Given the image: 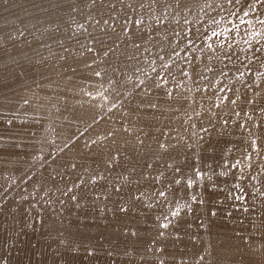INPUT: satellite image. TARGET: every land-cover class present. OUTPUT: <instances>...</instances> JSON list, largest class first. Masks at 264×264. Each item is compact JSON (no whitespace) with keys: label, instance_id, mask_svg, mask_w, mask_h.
Returning <instances> with one entry per match:
<instances>
[{"label":"rangeland","instance_id":"1","mask_svg":"<svg viewBox=\"0 0 264 264\" xmlns=\"http://www.w3.org/2000/svg\"><path fill=\"white\" fill-rule=\"evenodd\" d=\"M250 5L251 7H249ZM262 22H264V3L260 0H240L239 3L232 0L230 4L226 0H0V84H3L0 87V136L10 135L11 131L16 128L15 120L24 122L23 126H27V130L23 129L26 132L36 130L37 126L38 129L54 128L56 118H47L48 120L42 123L35 120L43 112H49L58 102L67 101L69 99L68 86L76 82L82 83V93L78 94L74 103L77 105H71L70 111L74 112L73 115L80 117L86 113L92 115L91 118L88 117L86 126L76 134V137L62 144L53 142L42 146L36 144L32 147V145L29 146L31 142H28V147H31V150L19 153L20 156L17 158V166L20 163L22 166L10 165L12 169L7 167L8 169H2L3 172L0 171L2 177H0V264H24V261L28 259L33 260L31 264H72L71 262L81 257L79 248L86 246L96 249L97 243L104 240L105 237H108L107 239L112 244L115 241L114 244L117 247L123 248L131 242L129 240L131 227H124V223H131L134 220L129 216L130 211L144 207L148 200L153 202V206L140 215L142 223L148 226H143L141 222L137 223L142 243L150 238H156L164 229H166L168 237H174L180 226L182 209L189 207L191 210L195 209V213L198 215L196 220L189 221L188 225L194 226L193 228L200 226V229L203 228L202 231L207 235L211 233V228L205 224L206 220H204L207 215L208 217L210 215L206 213L205 216V211H200L197 205V202L201 200L200 193L203 195L205 192L209 194L216 191L211 193L215 197L212 202L215 201L223 211V215L219 219L220 223H218L219 228L228 222L229 207L232 205V202L226 203L225 194L236 196L235 206H242L240 218L248 220L251 216L247 209L248 198H252V193L264 191V23ZM213 31L219 35L212 37ZM257 49L260 50L257 51ZM69 64H73L75 68L71 73H67ZM61 72L67 73L66 77L62 79L65 74L61 75L58 80L53 81L51 87L49 85L51 79L48 78ZM96 73L100 75H96ZM8 76L13 79L6 78ZM25 83L38 84L42 88V92L37 94L35 100L33 95L26 96V93L30 91L31 94L37 93L34 87L30 89L28 86L25 93L23 91H19V94L14 92L15 89L22 88ZM85 84L87 85L85 86ZM169 93L171 94L169 95ZM101 97H105V99H103L102 105H98ZM51 106L53 107L51 108ZM163 111L167 113L163 121L160 122L161 124L155 123L147 131L148 141L155 153L150 156L144 154V157H147L146 162L142 160V153L129 163L130 173L124 176L123 196L118 202L113 203L111 191H108L107 187L100 191H90V193L84 194L80 193L78 186L75 187L74 193L79 192L80 196L78 198L74 196L72 207L78 209L82 218H86L87 214H92L95 223L90 226V229L94 228L91 235H89L90 231L87 225L80 227L78 236L71 245L74 255L65 262V252L62 249H65L68 243L63 242L59 236L47 240L44 238L45 235L38 233L40 230L47 229L49 224L41 213V207L45 203V201L41 203L45 199L44 195L42 198L33 196L32 201H35L25 204L22 202L23 198L19 197L21 192L27 189L36 176L49 164L59 169V173L52 179L56 183L50 192V195L55 194L56 199H63L68 193L66 191L72 190L70 183L73 178H77L81 182L89 180L94 172L105 167L112 169L116 174L121 168V165L116 163V159L121 156L118 153L112 160L109 159L107 163L95 167L88 174H83L85 170L83 164L86 162L79 160H88L95 156L100 145L106 140H111L110 145L114 143V146H117L119 145V142H116L117 139L119 141V138L129 136L131 138L130 146H138V142L142 140L141 134L137 123L127 122L130 115L136 112L153 115ZM106 115L108 117L111 115L109 118H113V122H109ZM4 128L5 130H3ZM91 128L101 129L100 133L104 136L97 138L98 141H93V148L89 150L92 151L90 154L87 153L84 146L70 157L61 156V154L71 151L80 140L84 139L83 137L92 130ZM106 135L107 138L109 135L108 139ZM17 141H21V138ZM253 141H255L254 147ZM208 149L210 150L207 152L214 153L216 156L212 160L205 158L200 161ZM42 150H44L45 156L41 158V161L36 162L37 165L34 163L31 165L30 157L27 158L30 155L29 152L35 154ZM132 150L135 151L133 148H126L127 152ZM160 150L172 155L179 153L181 161L183 160L182 162L192 171L191 176L190 174L178 176L175 172L180 167L179 162L168 164L166 169L174 174V177L165 183L172 182L173 185L178 184L186 188L189 186L188 181L192 180L191 185L194 181L200 182L201 175L205 172L221 173V176L219 179L213 177L209 182L199 184L198 192L185 191L186 193L175 194L171 188L164 189L168 206L164 204L166 200L162 202L164 196L160 197L158 187L164 170L142 180L140 187L144 189L143 193L136 194V189L128 184L133 183L140 167H143L142 169L145 171L151 164L158 162L156 154ZM136 151L139 152V148ZM233 164H236V167H231ZM115 174H106L105 182L113 181ZM10 177L11 182H9ZM177 181L180 182L177 183ZM147 189L149 190L147 191ZM129 194L133 199L128 197ZM148 195L150 196L148 197ZM96 198H98L97 201ZM20 201L24 206L21 205V209L13 213V216L6 215L14 202L16 204ZM107 207L116 211L111 218L104 219V222H98L100 219L106 218L104 211ZM89 208L91 210H88ZM52 210V213L55 214L53 220L59 224L64 210L60 207H55ZM172 210L180 215L177 214L175 215L177 218H173L169 212ZM10 216L23 221L19 222L16 218H14V222L13 218L6 219ZM23 217L25 218L23 219ZM30 218L32 223L22 227V224ZM33 220L36 223H41L36 224ZM12 222L14 224L11 225ZM113 222L116 224L114 225ZM165 224L167 226L163 227L162 225ZM14 225L15 227H13ZM52 226L53 224H51ZM51 227L49 224L48 228ZM76 228V220H73L66 228L67 230L65 229V235H71L73 229ZM129 228L130 231H128ZM34 232L36 234H33ZM236 232L237 230L234 233L238 236L239 233ZM224 233L227 234L216 233L214 235L216 240L213 237L206 239L208 242L205 243L204 252L208 254V257L204 256L206 254H193V257H183L181 259L182 261L185 259L183 262L179 260L175 264H206L208 261V264H212V262L213 264L229 263L226 260H221L224 257L217 259L211 257L214 256L212 255L214 250L217 251L218 248L220 250L222 245L229 242L227 235H230V232ZM260 233L264 234L262 229L257 232L252 231L239 239L241 241H239V245L242 244V247L250 250H245L251 255L250 264L260 261V259L262 264L264 262L262 259L264 258V239ZM41 242L42 244H40ZM33 243H37V246ZM159 243L161 242L151 243L147 251H154L157 247L164 245ZM32 245L35 250L30 249ZM58 245L60 249L57 248ZM42 246H45L46 249L49 247L47 249L49 252ZM63 246L64 248H62ZM52 248L56 250L54 251ZM14 251L17 253L15 254ZM42 252L44 253L42 254ZM12 254L13 257H11ZM107 254V250H103L93 261L98 262ZM32 255L35 257H31ZM239 255L232 257L230 263L242 264L241 260L244 255H241V258ZM41 256L43 257L41 258ZM117 261L116 256L111 254L109 264L117 263ZM186 261L194 262L187 263ZM156 264L167 263L158 261Z\"/></svg>","mask_w":264,"mask_h":264},{"label":"bare ground","instance_id":"2","mask_svg":"<svg viewBox=\"0 0 264 264\" xmlns=\"http://www.w3.org/2000/svg\"><path fill=\"white\" fill-rule=\"evenodd\" d=\"M223 48V47H222ZM206 52V51H205ZM209 54V53H208ZM214 54V53H213ZM212 54V55H213ZM215 55V54H214ZM218 55V54H217ZM67 65V64H65ZM64 65V66H65ZM74 66L73 64H69V68H68V72L67 73H71L73 71ZM67 73H56L55 75H53L52 77H49L48 79H51V81L49 82V85L52 87L53 86V81H56L58 80L61 75L65 74L64 76H62V79L66 77ZM9 75V74H7ZM8 79H13L11 76H8L6 77ZM73 79V78H72ZM87 84H85L86 86ZM3 84L1 83L0 84V87H2ZM28 86H30V89L32 87H34L37 91L36 94H31V91L30 92H27L28 90ZM81 86H82V83L80 82H76V83H72L68 86V93H69V99L67 101H64V102H58L56 104V106H51V110L49 112L45 111L43 112L40 116H38L36 118L35 121H37L38 123H42L43 121H46L48 119H54L56 118V126L54 128H41V129H38L39 127L37 126V129L34 130V131H28L26 132L27 130V126H23L24 122L23 121H19V120H15L14 123L16 124V128L14 130L11 131L10 135H2L0 136V171L2 169H5L7 167H10V165H15L17 166V158H19L21 152H28L31 150V147H28V142H31L29 143V146L32 145H36V144H40L41 146L42 145H48V144H51L53 142L55 143H58V144H62L74 137H76V134L79 133V131L84 127L86 126V123H87V119L88 117L92 116V115H89V114H83L82 117L78 116V115H73V113L70 111V107L71 105H73L75 102H76V98L78 96V94L81 92ZM56 89H59V88H56ZM84 89V88H83ZM101 89V88H100ZM98 89V90H100ZM113 89V88H112ZM86 90V88H85ZM108 90V89H107ZM106 90V91H107ZM188 90V89H187ZM19 91H23V93L27 92L26 93V96L28 97L29 95H33V99L35 100L36 97H37V94H40V92H42V88L38 85V84H31V83H25L22 88L20 89H15L14 92H19ZM54 91H55V88H54ZM104 91V90H103ZM96 92V91H95ZM99 92V91H98ZM110 92V91H109ZM116 92V91H115ZM114 92V93H115ZM20 93V92H19ZM18 93V94H19ZM50 93V92H49ZM82 93V92H81ZM80 93V94H81ZM107 93V92H105ZM193 93V92H192ZM52 94V92H51ZM49 95V94H48ZM93 95V93H92ZM103 95V94H102ZM111 95V94H110ZM115 96V94H113ZM119 95V94H117ZM101 96V95H100ZM98 96V97H100ZM6 97V96H5ZM4 97V98H5ZM96 97V96H95ZM97 97V98H98ZM103 97V96H102ZM100 99V103L98 105H102L103 103V99L102 98ZM108 97V96H107ZM106 97V98H107ZM109 98V97H108ZM116 98V97H115ZM96 99V98H95ZM110 99V98H109ZM97 100V99H96ZM111 100V99H110ZM39 101V100H38ZM44 101V100H43ZM108 101V100H107ZM45 102V101H44ZM87 102V101H86ZM89 102V101H88ZM92 102V101H91ZM39 103V102H38ZM37 103V104H38ZM105 103H107L105 101ZM110 103V101H109ZM108 103V105H109ZM115 103V102H114ZM96 104V103H95ZM46 105V104H45ZM44 105V106H45ZM74 105H77V104H74ZM88 105V104H87ZM86 105V106H87ZM106 105V104H105ZM93 106V105H92ZM95 106V105H94ZM120 106V105H119ZM125 106V105H124ZM76 107V106H75ZM79 107V106H78ZM81 107V106H80ZM83 107V106H82ZM107 107V106H106ZM47 108V107H46ZM92 108V107H91ZM95 108V107H94ZM101 108V107H100ZM39 109V108H37ZM82 109V108H81ZM105 109V108H104ZM111 109V108H110ZM45 110V109H44ZM43 110V111H44ZM75 110V109H74ZM93 110V109H91ZM100 110V109H99ZM119 110V108H118ZM103 111V110H102ZM101 111V112H102ZM110 111V110H109ZM122 111V110H121ZM94 112V111H93ZM124 112V111H123ZM97 113V112H96ZM105 113V112H104ZM167 112L163 111L161 113H158V114H153V115H144L140 112H136V113H133L130 115V118L128 119L127 122L129 123H137V128L138 130L140 131V134H141V137L142 140L140 142H138V146L136 147H133V146H130L129 144V141L131 140V138L129 136H124L122 138H119V141L118 139L116 140V142H119V145L117 146H114V143H112L113 145H110L111 143V140H106L104 143H102L100 145V148L98 150V153L95 155V156H92L90 159L88 160H85V159H80L79 161L81 162H86L85 164H83V166L85 167V170H84V173L83 174H88L90 173L93 169H95V167H98L102 164H105L109 161V159H113L114 158V155L116 153L120 154L121 156L118 157L116 159V163H118L119 165H121V168L119 169V171L116 172L115 174V171H113L112 169H109V168H100L98 171L94 172L93 175L89 178V180H84V181H80L79 179L77 178H73V180L71 181V191H66V195L63 197V199H56L55 198V194H52L50 195V192L52 191V188L53 186L55 185L56 182H54L52 179H54L56 177V175L59 173V169L56 168V167H52L51 164H49L45 169H43V171H41V173H39V175L36 176V178L32 181V183H30L31 185L28 186L27 189H25L23 192H21L20 194V198H23V201L22 202H26L31 204L32 202V197L33 196H41L42 198V195H44V200L41 201L44 202V206H42V212L43 213V216H44V220H46L47 224L49 223L50 224V227H51V224H53V226L51 228H48L49 227V224L47 226V229H43V230H40L38 233L39 235L40 234H43L45 235L44 238H46L47 240H51L53 238H57V236H59V238H61V240L63 242H67V246L65 249H62L64 250L65 254H64V257L66 258V261L67 262L70 258V256H73L74 254V251L71 249V245L73 243L74 240H76L77 236H78V232H79V229L81 226L83 225H87L88 228H89V231H90V234L93 233V229H90V226L92 224H94V217L92 216V214H87L86 215V218H82L80 217L79 213H78V209L77 208H74L72 207V202L75 200L74 196H76L77 198L80 196V193L81 194H84V193H90V191H100L102 188L103 189H106L107 187V190L108 191H111V195H112V201L113 203H116L118 202V200H120L123 196V189L125 187V184L123 181H125L124 179V176L125 174H128L130 173V169H129V163L131 161H133L136 156L138 157L140 154L142 155V160L143 162H146V158L147 157H144V154L146 156H150L152 153H155L153 150V147L151 145V143L148 141V138H149V135L147 134V131L149 128H151L155 123L157 125H160L161 121H163V119L165 118V115H166ZM109 114H112V113H109ZM118 115V114H117ZM108 117V115H106ZM111 116V115H110ZM109 116V117H110ZM94 117V116H93ZM107 118L109 119V122H113V118ZM167 117V116H166ZM30 118V116H29ZM48 118V119H47ZM91 118V117H90ZM105 119V120H107ZM4 120V119H3ZM53 121V120H52ZM103 121V120H102ZM108 121V120H107ZM89 122V121H88ZM115 123V122H114ZM203 123V122H202ZM97 125V124H96ZM113 125V124H112ZM9 126V125H8ZM130 126V125H129ZM45 127V126H44ZM91 127V126H90ZM104 127V126H103ZM11 128V127H10ZM25 128L26 130L24 131ZM105 128V127H104ZM92 129V128H91ZM108 129V128H107ZM136 129V128H135ZM216 129V128H215ZM5 130V128L3 129ZM163 130H165L163 128ZM102 130L101 129H92L91 131L87 132V134L85 135V137H83L84 139L82 140H78L79 142L73 147V149L69 152H66L65 154H61V156H72L75 152H79V150L85 146V149L87 150V153H91L92 151H89L93 148L92 146V143L94 140H96L97 138L101 137V136H104V134L100 133ZM162 131V130H161ZM8 132V131H7ZM108 132V131H107ZM164 132V131H163ZM111 135V134H110ZM151 135V134H150ZM78 136V135H77ZM123 136V135H121ZM131 136V135H130ZM163 136V135H162ZM112 137V135H111ZM19 138H21V141H17ZM82 138V137H80ZM106 138H107V135H106ZM108 138H109V135H108ZM107 138V139H108ZM138 138V136H137ZM136 138V139H137ZM169 138V137H168ZM103 139V138H101ZM105 139V138H104ZM139 139V138H138ZM178 139V138H177ZM173 140V139H172ZM98 141V140H96ZM134 141V140H133ZM155 142V141H154ZM257 142V141H256ZM158 143V142H157ZM167 143V142H166ZM175 143V142H173ZM183 143V142H182ZM96 144V143H95ZM162 144V143H161ZM73 145V144H72ZM177 145V144H176ZM60 146V145H59ZM161 146V145H160ZM165 146V145H164ZM175 146V145H174ZM190 146V145H189ZM48 147V146H46ZM56 147V146H55ZM129 147V148H133L135 151H130V152H127L126 151V148ZM155 147V145H154ZM167 147V146H166ZM181 147V146H180ZM258 147V146H257ZM139 148V152L136 151L137 149ZM169 149V148H168ZM40 150V149H39ZM190 150V149H189ZM210 149L206 150V153L202 156L204 158H202L200 161H203V159L205 158H208L210 160L213 159L214 156H216L214 153H210V152H207L209 151ZM263 150V148H262ZM255 151V150H254ZM204 153V152H203ZM252 153V152H251ZM259 153V152H258ZM30 155H28L27 158L30 157V163L31 165L34 163L36 164V162L38 161H41V158L43 156H45V152L44 150L38 152V153H31L29 152ZM57 154V153H56ZM202 154V153H201ZM242 154V153H241ZM158 155L157 157V161L155 164H151L150 167H148L147 169H142L141 167L139 168V171L137 172L136 174V177L135 179L133 180V183L132 184H128L132 187H134L136 189V194H141V192L144 190L142 187H140V183L142 182V180H144L145 178H147V176H153L159 172H161L162 170H164V174H163V178L161 180L160 183H158V187H159V193L160 191H164V189H168V188H171V191L174 190L175 192L173 193H186L185 191H199L197 190V188L199 189V184L201 183H204V182H209L211 178H218L221 176L220 174L214 172L212 174L208 173V172H205L203 173L201 176V181H194L192 182V187H189L187 186L186 188L185 187H182L181 185H173L169 183H165V181L169 180V179H172L174 177V174H172L171 172L167 171L166 169V165L168 164H176L179 162V169L175 172V174H177L178 176L179 175H182V174H190V176L192 175V171L191 169L189 168V166L185 165L182 161H181V158H180V154H175V155H172L171 153H168V152H160L158 154H156V156ZM262 155V154H261ZM155 157V156H154ZM259 157V156H258ZM149 158V157H148ZM185 158V157H184ZM228 158V157H227ZM137 159V158H136ZM253 159V158H252ZM51 160V159H50ZM195 160V159H194ZM248 161V159H246ZM44 161V160H43ZM185 161V160H184ZM255 161V160H254ZM142 162V163H143ZM197 162V161H196ZM199 162V161H198ZM218 162V161H217ZM252 162V161H250ZM256 162V161H255ZM52 163V162H51ZM152 163V162H151ZM254 163V162H252ZM264 163V161H263ZM40 164V163H39ZM144 164V163H143ZM148 164V163H147ZM248 164V162H247ZM246 164V165H247ZM22 166L21 163L18 164V166ZM28 165V164H27ZM37 165V164H36ZM146 165V163H145ZM250 165V164H249ZM248 165V166H249ZM17 166V167H18ZM132 166V165H131ZM144 166V165H142ZM255 166V164H254ZM259 166V165H258ZM12 167H15V166H12ZM33 167V166H32ZM87 167V168H86ZM209 167V166H208ZM232 167V165H231ZM240 167V166H239ZM247 167V166H246ZM9 168V169H10ZM20 168V167H19ZM23 168V167H21ZM26 168V167H25ZM117 168V167H116ZM145 168V167H144ZM248 168V167H247ZM264 168V166H263ZM8 169V168H7ZM12 169V168H11ZM30 169V168H29ZM230 169V168H229ZM250 169V168H248ZM252 169V168H251ZM14 170V169H13ZM12 170V171H13ZM18 170V169H17ZM21 170V169H20ZM23 170V169H22ZM203 170V169H202ZM8 171V170H7ZM210 171V170H209ZM217 171V170H216ZM229 171V170H228ZM242 171V170H241ZM3 172V170L1 171ZM5 172V171H4ZM11 172V171H10ZM22 172V171H21ZM199 172V171H198ZM226 172V171H225ZM245 172V171H244ZM253 172V171H252ZM13 173V172H12ZM16 173V171H15ZM20 173V172H19ZM109 173H113V175L115 174V178L113 181L111 182H105V178L104 176L106 174H109ZM151 173V174H150ZM197 173V172H196ZM10 174V173H9ZM63 174V173H62ZM227 174V173H226ZM263 174V172H262ZM3 175V174H2ZM8 175V174H7ZM13 175V174H12ZM223 175V174H222ZM230 175V174H229ZM256 175V174H255ZM15 176V175H14ZM18 176V175H17ZM127 176V175H126ZM197 176V175H196ZM244 176V174H243ZM247 176V175H246ZM252 176V175H251ZM1 177V176H0ZM9 177V175H8ZM69 177V176H67ZM155 177V176H154ZM195 177V176H194ZM236 177V176H235ZM242 177V176H241ZM249 177V176H248ZM2 178V177H1ZM7 178V177H6ZM82 178V176H81ZM126 178V177H125ZM189 178V177H188ZM240 178V176H239ZM238 178V179H239ZM8 179V178H7ZM14 179V178H13ZM199 179V178H198ZM237 179V180H238ZM251 179V178H250ZM249 179V180H250ZM15 180V179H14ZM183 180V179H182ZM197 180V178H196ZM231 180V179H230ZM243 180V179H242ZM254 180V179H253ZM2 181V179H1ZM5 181V179L3 180V182ZM55 181H57L55 179ZM158 181V180H157ZM192 181V180H191ZM239 181V180H238ZM2 182V183H3ZM11 182V177H10V181ZM180 182V181H179ZM187 182V181H186ZM189 182V181H188ZM244 182V181H243ZM1 183V182H0ZM14 183V182H13ZM43 183V184H41ZM218 183V182H217ZM242 183V182H241ZM246 183H248L246 181ZM4 184V183H3ZM7 184V183H6ZM5 184V185H6ZM155 184V183H154ZM167 184V185H166ZM182 184V182H181ZM255 184V182H254ZM29 185V184H28ZM246 185V184H245ZM78 186L79 187V191L80 193L78 192L77 194L74 193V189L75 187ZM167 186V188H166ZM248 186V185H247ZM246 186V188H247ZM7 187V186H6ZM189 187V188H188ZM1 188V187H0ZM26 188V187H25ZM261 188V187H260ZM253 189V187H252ZM149 189H147L148 191ZM231 190V189H230ZM237 190V189H235ZM258 190V189H257ZM106 192V191H105ZM145 192V191H144ZM202 192V191H201ZM216 192V191H214ZM214 192H210L209 194H207L206 192L203 194L205 196L202 195V193H200L201 197H200V202H197V205L200 209V211L202 210L205 211V216H206V213H209V217L208 215L206 216V218L204 220H206V225L211 228V233H209L208 235L206 233H204V230L202 228V230L200 229V226L197 228H193V227H190L188 225L189 221H194L196 220L197 218V213H195V209L194 210H191V208H186V209H182V217H180V226L177 230V233L174 234V237L170 238L168 237V234L165 232L166 229L162 230L160 232V234L156 237V238H150L149 240H147L146 242L142 243V237H141V234L139 235L138 233V229H137V223H142V219L140 218V215L143 211L145 210H148L150 209L152 206H153V202L151 200H148L145 202V206L142 207V208H139L138 210H132L130 211V214L129 216H131L134 220L131 221V223H124V227L126 226H130L131 227V233H130V236H129V240H131V242L125 247L123 248H120V247H117L115 241L112 242L107 239L106 237L104 238V240H101L97 243V247L96 249H90V247H82V248H79L78 250L80 251L81 253V257L80 259L76 260V261H73L71 262L72 264H109L110 262V255L113 254L116 256L117 258V263H113V264H156L158 261H163L164 263H167V264H175L177 263L179 260L180 262L182 261L181 259L183 257H188V256H192L193 254H206L205 251V243L207 244L206 242V239L209 238V237H213L214 238V235L216 233H221L222 234H227V233H224L226 231H229L230 232V235H227L229 236V242L227 244H224L222 245L221 249L217 251L214 250V256H211V257H214L215 259L217 258H222L221 260H226L227 262L229 263H226V264H234V263H230V260L232 261V257H235L236 255H244L243 259L241 260L242 264H250L251 263V255L248 254V250L245 249V247H242L243 245H239V239L240 237H242L243 235H247L248 233L252 232V231H261L262 229V232H264V191H258L256 193H252V198H248V207L247 209L250 211V218H248V220L246 219H241L240 218V213L242 212V206L241 207H238V206H235V198L236 196L235 195H224V199L226 200V203H230L232 202L231 206L229 207V212H228V222H226L223 226H221L222 228H219V224L220 221V217L223 215V211H222V208H220L219 206H217V204L213 201V199L215 198L214 195H212L211 193H214ZM236 192V191H235ZM239 192V191H238ZM133 193V192H132ZM143 193V192H142ZM148 193H152V192H148ZM198 193V194H199ZM228 193V192H227ZM94 194V193H93ZM101 194V193H100ZM128 194V193H127ZM135 194V193H134ZM249 194V192H248ZM251 194V193H250ZM109 195V194H107ZM131 194L128 195V197L130 199H133L130 197ZM166 195V193H165ZM162 198V202H164L167 198V196H165ZM182 195V194H181ZM187 195V194H186ZM192 195V194H191ZM200 195H197V196H200ZM242 196V194H240ZM100 196V195H99ZM150 195H148L149 197ZM152 196V195H151ZM185 196V195H184ZM144 197V196H143ZM148 197H145L146 199ZM161 197V196H160ZM223 197V196H222ZM244 197V196H243ZM246 197V196H245ZM76 198V199H77ZM128 198V199H129ZM172 198V197H171ZM90 199V198H89ZM98 198H96V201H97ZM127 199V198H126ZM137 199V198H136ZM209 199V200H208ZM217 199V198H216ZM242 200V199H241ZM83 201V200H82ZM161 201V200H160ZM198 201V200H197ZM21 201L20 202H14V205L10 207V209L7 211L6 215H14L13 213H16L18 210L21 209L23 203ZM109 202V201H108ZM173 202V201H172ZM239 202V201H238ZM244 202V201H243ZM99 203V201H98ZM97 203V204H98ZM171 203V202H170ZM182 203V202H181ZM187 203V202H186ZM225 203V202H224ZM38 204V203H37ZM36 204V206H38ZM93 204V202H92ZM162 204V203H161ZM165 206H168V201L166 200L164 202ZM184 204V203H183ZM246 204V203H245ZM22 205V206H21ZM90 205V204H89ZM130 205V204H129ZM195 205V204H194ZM21 206V207H20ZM93 206V205H91ZM113 206V205H112ZM136 206V205H135ZM190 206V205H189ZM192 206V204H191ZM221 206V204H220ZM223 206V205H222ZM229 206V205H227ZM34 207V206H33ZM55 207H60L63 211L62 213V218L60 219L61 222L59 224H56L54 222V218H55V214L52 213V209H54ZM70 208H73V209H70ZM102 208V207H101ZM136 208V207H135ZM163 208V207H162ZM159 209V208H158ZM161 209V208H160ZM167 208H165L166 210ZM88 210H91L90 208ZM106 211H104L106 213V218H102L100 219L98 222L100 221H103L104 219H107V218H111L112 214L116 211L115 209L111 208V207H107L105 208ZM169 210V209H168ZM60 211V210H59ZM86 211V210H85ZM161 211V210H160ZM167 211V210H166ZM146 212V211H145ZM171 213V216L174 218L175 215H173V213H176L174 212L173 210L172 211H169ZM88 213V212H87ZM40 214V213H39ZM38 214V215H39ZM164 214V213H162ZM167 214V213H166ZM242 214V213H241ZM5 215V216H6ZM20 215V214H18ZM22 215V214H21ZM20 215V216H21ZM60 215V214H59ZM84 215V214H83ZM124 215V214H123ZM178 215H180V213H178ZM16 216V215H15ZM24 216V215H23ZM57 216V215H56ZM120 216V215H119ZM128 216V217H129ZM157 216V215H156ZM155 216V217H156ZM166 216V215H165ZM36 217V216H35ZM40 217V216H39ZM42 217V215H41ZM40 217V218H41ZM58 217V216H57ZM105 217V216H104ZM123 217V216H122ZM159 217V215H158ZM202 217V216H201ZM226 217V216H225ZM4 218V216H3ZM6 218V217H5ZM9 218H13V217H8L6 219H9ZM16 218V217H14ZM14 218H13V222H14ZM25 217H23L24 219ZM37 218V217H36ZM43 218V217H42ZM115 218V217H114ZM113 218V219H114ZM177 218V217H175ZM204 218V217H203ZM227 218V217H226ZM18 219V218H16ZM16 219H15V222H16ZM31 219V218H30ZM28 219L26 222H24L22 224V227H26L30 224V222L32 223V219L30 220ZM35 219V218H34ZM160 219V218H159ZM165 219V218H164ZM1 220H5V219H1ZM10 220V219H9ZM9 220H5V221H9ZM19 222L22 220L18 219ZM43 220V221H44ZM73 220H76V226L77 228L76 229H73V231L71 232L72 234L69 236V235H65L66 232L65 229L68 228L69 224L73 221ZM115 220V219H114ZM157 220V219H156ZM163 220V219H162ZM12 221V220H11ZM23 221V220H22ZM34 221V220H33ZM38 221V220H37ZM96 221V220H95ZM117 221V220H115ZM144 221V220H143ZM169 221V220H168ZM1 222V221H0ZM11 223L14 224V223ZM35 222V221H34ZM33 222V224H34ZM104 222V221H103ZM147 222H149L147 220ZM179 222V220H178ZM198 222V221H196ZM6 223V222H5ZM4 223V224H5ZM18 223V221H17ZM22 223V222H21ZM36 223V222H35ZM39 223V222H37ZM36 223V224H37ZM41 223V222H40ZM39 223V224H40ZM86 223V224H85ZM102 223V222H101ZM114 223V222H113ZM149 223H152L149 222ZM158 223V222H157ZM193 223V222H192ZM203 223V222H201ZM200 223V224H201ZM3 224V223H2ZM3 224V225H4ZM8 224V223H7ZM16 224V223H15ZM100 224V223H99ZM98 224V225H99ZM104 224V223H103ZM116 223H114L115 225ZM147 224V223H146ZM198 224V223H197ZM10 225V224H9ZM21 225V224H20ZM44 225V223H43ZM113 225V226H114ZM143 226H148V225H144L142 223ZM157 225V224H156ZM166 225V224H165ZM169 225V223H168ZM206 225L204 227H206ZM6 226V225H5ZM8 226V225H7ZM32 226V225H31ZM34 226V225H33ZM42 226V225H41ZM46 226H43L46 228ZM107 226V225H106ZM112 226V224H111ZM110 226V228H111ZM170 226V225H169ZM10 227V226H9ZM12 227V226H11ZM15 227V225L13 226ZM39 227V226H37ZM41 227V228H43ZM1 228V227H0ZM4 228V227H3ZM30 228V227H29ZM35 228V227H34ZM109 228V226H108ZM208 228V229H209ZM7 229V228H6ZM11 230V228H9ZM14 229V228H13ZM12 229V230H13ZM23 229V228H22ZM70 229V228H69ZM105 229V228H104ZM160 229V228H159ZM206 229V228H205ZM20 230V229H19ZM18 230V231H19ZM67 230V229H66ZM108 230V229H107ZM117 230V229H115ZM237 230V232L239 233V235L237 236L234 231ZM9 231V230H8ZM27 231V230H25ZM36 231V230H35ZM88 231V232H89ZM112 231V230H111ZM128 231H130V228L128 229ZM169 231H171L169 229ZM15 232V230H14ZM23 233H25L24 231H22ZM37 232V231H36ZM105 232V231H104ZM120 232V231H119ZM206 232V230H205ZM236 232V233H237ZM12 233V232H11ZM99 233V232H98ZM113 233V232H112ZM111 233V234H112ZM142 233V232H141ZM259 233V232H258ZM15 234V233H14ZM33 234H36L35 232ZM254 234V233H253ZM261 234V233H260ZM110 235V234H109ZM118 235V234H117ZM255 235V234H254ZM263 236L262 239H264V234L262 233L261 234ZM37 236V235H35ZM105 236V235H104ZM123 236V235H122ZM173 236V235H172ZM221 236V235H220ZM38 237V236H37ZM41 237V236H39ZM86 237V236H85ZM249 238V235L247 236ZM251 237H252V234H251ZM32 238V237H31ZM36 238V237H35ZM33 238V239H35ZM43 238V237H42ZM41 238V239H42ZM89 238V237H88ZM255 238V236H254ZM260 238V240H262ZM81 239V238H80ZM86 239V238H85ZM156 239V240H155ZM220 239V237H219ZM242 239V238H241ZM253 239V238H252ZM37 240V239H35ZM34 240V241H35ZM58 240V239H57ZM213 240V239H212ZM214 240H216L214 238ZM226 240V239H225ZM31 241V239H30ZM29 241V242H30ZM41 241V240H39ZM38 241V242H39ZM56 241V240H55ZM54 241V242H55ZM60 241V240H59ZM161 242L163 243L164 245L162 246H159L157 247V249H155L154 251H147L149 249V246L151 243L153 242ZM211 241V240H210ZM221 241V240H220ZM228 241V240H227ZM248 241V240H247ZM253 241V240H252ZM263 241V240H262ZM261 241V242H262ZM33 242V241H32ZM36 242V241H35ZM54 242H52V244H54ZM212 242V241H211ZM216 242V241H215ZM225 242V241H223ZM241 242V241H240ZM255 242V241H254ZM253 243V242H251ZM260 243V241H259ZM32 244V243H31ZM34 244V243H33ZM37 244V243H36ZM34 244V245H36ZM42 244V242L40 243ZM39 244V245H40ZM65 244V243H64ZM86 244V243H84ZM156 244V243H155ZM158 244V243H157ZM218 244V242H217ZM221 244V243H220ZM28 245V244H27ZM38 245V246H39ZM44 245V244H43ZM55 245V244H54ZM60 245H61V242H60ZM66 245V244H65ZM95 245V244H94ZM120 245V244H119ZM209 245V244H208ZM219 245V244H218ZM252 245V244H251ZM250 245V246H251ZM256 245V244H254ZM258 245V244H257ZM262 245V244H260ZM37 246V245H36ZM53 246V245H52ZM51 246V247H52ZM90 246V245H89ZM121 246V245H120ZM213 246V245H212ZM215 246V245H214ZM220 246V245H219ZM248 246V245H247ZM20 247V246H19ZM41 247V246H40ZM43 249L45 248V246H42ZM61 247V246H60ZM154 247V246H152ZM264 247V246H263ZM262 247V248H263ZM17 248V246H16ZM23 248V247H21ZM33 248V245L32 247H30V249ZM49 248V247H48ZM47 248V249H48ZM59 248V245L58 247ZM64 248V246L62 247ZM94 248V247H93ZM207 248V247H206ZM212 248V247H211ZM223 248V249H222ZM258 248V247H257ZM24 249V248H23ZM21 249V250H23ZM34 249V248H33ZM37 249V248H36ZM40 249V248H39ZM42 249V248H41ZM46 249V248H45ZM46 249V251H47ZM51 249V248H50ZM53 249V248H52ZM60 249V248H59ZM210 249V248H209ZM208 249V250H209ZM254 249H255V246H254ZM14 250V249H13ZM16 250V249H15ZM18 250V249H17ZM35 250V249H34ZM54 250V249H53ZM52 250V251H53ZM56 250V249H55ZM54 250V251H55ZM76 250V249H75ZM90 253V251H92ZM103 250H107L108 254L104 257H102L98 262H95V260L93 261V259L95 258H98V254H100L101 251ZM207 250V249H206ZM247 250V251H245ZM264 250V249H263ZM39 251V250H38ZM41 251V250H40ZM212 251V250H211ZM250 251V250H249ZM37 252V251H36ZM45 252V250H44ZM42 252V254L44 253ZM49 252V251H47ZM46 252V253H47ZM51 252V251H50ZM78 252V251H77ZM261 253H263L262 251H259ZM15 253V251H14ZM17 253V252H16ZM15 253V254H16ZM32 253V252H31ZM45 253V254H46ZM209 253V251H208ZM250 253V252H249ZM252 253V252H251ZM260 253V254H261ZM37 254V253H36ZM35 254V255H36ZM41 254V255H42ZM52 254V253H51ZM211 254V253H210ZM255 254V253H253ZM259 254V255H260ZM264 254V253H263ZM33 255H34V252H33ZM33 255L31 257H33ZM40 255V254H39ZM49 255V254H48ZM241 255H239L238 257L241 258ZM250 255V256H249ZM256 255H257V252H256ZM258 255V256H259ZM17 256V255H16ZM29 256V255H28ZM54 256V255H53ZM63 256V255H62ZM205 257H208V254L204 255ZM261 256V255H260ZM9 257V256H8ZM11 257H13V254L11 255ZM35 257V256H34ZM33 257V258H34ZM43 256H41L42 258ZM193 257V256H192ZM204 257V258H205ZM210 257V258H211ZM29 258V257H28ZM50 256L48 257V260H49ZM237 258V257H236ZM262 258V257H261ZM15 259V258H14ZM44 259V258H43ZM47 259V258H46ZM199 259V258H198ZM202 259V258H201ZM264 260V258H262ZM24 260V259H23ZM92 260V261H91ZM185 260V259H184ZM183 260V261H184ZM190 260V259H189ZM204 260V259H203ZM210 260V259H209ZM219 259V261H221ZM257 260V258H256ZM182 261V262H183ZM217 261V260H216ZM234 261L235 258H234ZM240 261V260H239ZM237 261V262H239ZM254 261V260H253ZM33 262V260H25L24 261V264H31ZM43 262V261H42ZM48 262V261H47ZM87 262V263H86ZM89 262V263H88ZM114 262V261H113ZM187 262V261H186ZM190 262H194V261H190ZM190 262H187V263H190ZM198 262V260H197ZM207 261L205 260V263ZM209 262V261H208ZM208 262L206 264H208ZM211 262V261H210ZM256 262V263H255ZM253 264H262V260L260 259V261H255ZM44 263H45V259H44ZM204 263V261H203ZM216 263V262H215ZM221 263V262H219ZM18 264V263H17ZM37 264V263H36ZM63 264V263H62ZM185 264V263H184ZM196 264V263H195ZM202 264V263H201ZM213 264V262H212ZM218 264V263H216ZM223 264V263H222ZM238 264V263H237ZM264 264V262H263Z\"/></svg>","mask_w":264,"mask_h":264},{"label":"snow or ice","instance_id":"3","mask_svg":"<svg viewBox=\"0 0 264 264\" xmlns=\"http://www.w3.org/2000/svg\"><path fill=\"white\" fill-rule=\"evenodd\" d=\"M226 2L227 3H232V0H226ZM240 2V0H236V3H239ZM260 2H262V3H264V0H260ZM249 7H251V5L249 6ZM230 15L232 14L231 12L229 13ZM245 15H247V13H245ZM262 23H264V22H262ZM217 35H219L218 33H216L215 31H213L212 32V37H216ZM209 38H211V37H209ZM209 47H211V45H209ZM260 49H257V51H259ZM96 75H100L99 73H96ZM185 75H187V73H185ZM157 86H159V85H157ZM171 93H169V95H170ZM232 103H235V101H232ZM252 145H253V147L255 146V141H253L252 142ZM237 163H239V162H237ZM233 167H236V164H233L232 165ZM179 181H177V183H178ZM189 187H191V181H189ZM159 195L160 196H164L165 195V192L164 191H160V193H159ZM193 199H195V197H193ZM122 210H124V209H122ZM178 213H173V215H177ZM163 227H166L167 225H162Z\"/></svg>","mask_w":264,"mask_h":264}]
</instances>
